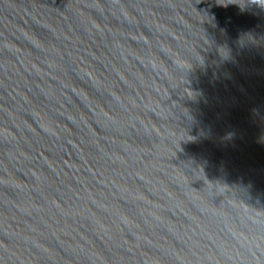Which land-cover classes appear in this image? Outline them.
<instances>
[{
    "label": "water",
    "instance_id": "water-1",
    "mask_svg": "<svg viewBox=\"0 0 264 264\" xmlns=\"http://www.w3.org/2000/svg\"><path fill=\"white\" fill-rule=\"evenodd\" d=\"M0 264H264V6L0 0Z\"/></svg>",
    "mask_w": 264,
    "mask_h": 264
},
{
    "label": "clouds",
    "instance_id": "clouds-1",
    "mask_svg": "<svg viewBox=\"0 0 264 264\" xmlns=\"http://www.w3.org/2000/svg\"><path fill=\"white\" fill-rule=\"evenodd\" d=\"M255 3L261 5V6H264V4L260 3V0H255Z\"/></svg>",
    "mask_w": 264,
    "mask_h": 264
}]
</instances>
